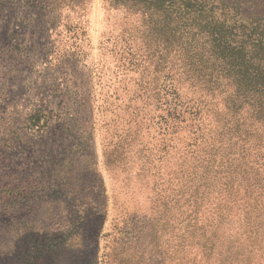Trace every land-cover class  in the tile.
<instances>
[{
    "label": "rangeland",
    "instance_id": "obj_1",
    "mask_svg": "<svg viewBox=\"0 0 264 264\" xmlns=\"http://www.w3.org/2000/svg\"><path fill=\"white\" fill-rule=\"evenodd\" d=\"M182 4L0 0V264H264V112Z\"/></svg>",
    "mask_w": 264,
    "mask_h": 264
},
{
    "label": "trees",
    "instance_id": "obj_2",
    "mask_svg": "<svg viewBox=\"0 0 264 264\" xmlns=\"http://www.w3.org/2000/svg\"><path fill=\"white\" fill-rule=\"evenodd\" d=\"M247 1L188 0L182 5L188 9L195 44L203 46L195 50L205 55L215 80L212 90L225 82L232 89L224 91L226 99H248L259 114L264 112V19L246 20Z\"/></svg>",
    "mask_w": 264,
    "mask_h": 264
}]
</instances>
